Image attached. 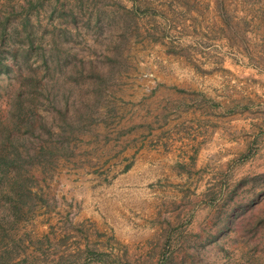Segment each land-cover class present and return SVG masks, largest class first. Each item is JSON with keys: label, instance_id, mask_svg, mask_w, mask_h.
Masks as SVG:
<instances>
[{"label": "rangeland", "instance_id": "1", "mask_svg": "<svg viewBox=\"0 0 264 264\" xmlns=\"http://www.w3.org/2000/svg\"><path fill=\"white\" fill-rule=\"evenodd\" d=\"M0 264H264V0H0Z\"/></svg>", "mask_w": 264, "mask_h": 264}]
</instances>
